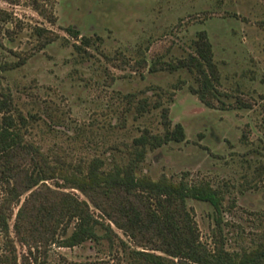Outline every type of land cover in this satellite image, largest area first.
Instances as JSON below:
<instances>
[{"label":"rangeland","instance_id":"374dc122","mask_svg":"<svg viewBox=\"0 0 264 264\" xmlns=\"http://www.w3.org/2000/svg\"><path fill=\"white\" fill-rule=\"evenodd\" d=\"M0 8L13 15L0 21V65L28 56L0 75L19 107L36 116L29 140L67 160L124 162L145 129L164 131L168 108L186 138L149 150L138 172L209 181L224 192L226 210L220 232L211 204L189 200L202 240L213 245L223 235L237 251L257 245L264 235V0H0ZM36 27L50 29L56 40L39 50ZM69 27L102 41L78 50ZM200 30L213 44L224 108L208 107L192 92L197 83L189 70L150 71L158 58L191 53ZM130 95L161 107L139 114ZM90 245L53 246L51 264H70L63 255L86 260ZM99 247L97 257L107 256V241Z\"/></svg>","mask_w":264,"mask_h":264},{"label":"trees","instance_id":"16d2710c","mask_svg":"<svg viewBox=\"0 0 264 264\" xmlns=\"http://www.w3.org/2000/svg\"><path fill=\"white\" fill-rule=\"evenodd\" d=\"M35 8L55 22L53 12L47 15L39 4ZM12 19L0 8L1 22ZM68 30L78 50L102 41L99 35ZM35 32L39 50L57 38L45 27H36ZM192 48L184 57L156 59L150 71L187 69L197 83L190 87L192 92L206 106L224 108L221 73L205 30L197 32ZM27 59L2 63L0 71L15 69ZM130 96V106L139 114L161 107L147 97L135 103ZM162 111L164 131L145 129L135 137L127 161L110 164L101 156L67 160L28 139L36 116L19 107L0 75V264H51L53 246L73 249L89 243L93 251L86 260L61 258L70 264H264V235L255 247L241 251L230 250L223 235L214 238L213 245L202 240L189 200L210 203L221 232L226 210L221 189L209 181H175L165 175L154 179L138 172L149 150L186 138L183 124H173L168 108ZM104 241L108 255L97 257ZM19 246L25 251L20 252Z\"/></svg>","mask_w":264,"mask_h":264}]
</instances>
